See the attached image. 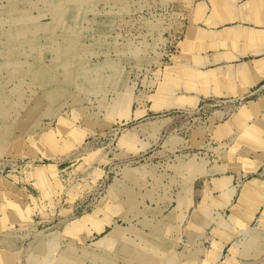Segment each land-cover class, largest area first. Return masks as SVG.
Returning a JSON list of instances; mask_svg holds the SVG:
<instances>
[{
    "label": "rangeland",
    "instance_id": "rangeland-1",
    "mask_svg": "<svg viewBox=\"0 0 264 264\" xmlns=\"http://www.w3.org/2000/svg\"><path fill=\"white\" fill-rule=\"evenodd\" d=\"M237 1L0 0V264H264L258 89L183 44Z\"/></svg>",
    "mask_w": 264,
    "mask_h": 264
},
{
    "label": "crops",
    "instance_id": "crops-1",
    "mask_svg": "<svg viewBox=\"0 0 264 264\" xmlns=\"http://www.w3.org/2000/svg\"><path fill=\"white\" fill-rule=\"evenodd\" d=\"M225 8L222 25L213 21L212 11L191 17L183 42L186 54L199 55L194 64L201 75L213 70L214 83L221 87L229 83L241 94L258 89L260 96L249 104L253 113L264 115V0H238L232 8L227 2Z\"/></svg>",
    "mask_w": 264,
    "mask_h": 264
}]
</instances>
